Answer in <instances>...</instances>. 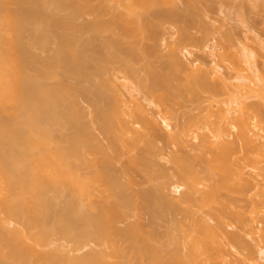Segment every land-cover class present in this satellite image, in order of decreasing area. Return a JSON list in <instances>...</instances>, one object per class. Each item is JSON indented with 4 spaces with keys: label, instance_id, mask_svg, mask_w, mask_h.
<instances>
[{
    "label": "bare ground",
    "instance_id": "1",
    "mask_svg": "<svg viewBox=\"0 0 264 264\" xmlns=\"http://www.w3.org/2000/svg\"><path fill=\"white\" fill-rule=\"evenodd\" d=\"M183 1L175 13V0H0L2 264H248L246 236L264 256V71L231 43L185 62L203 25L202 40L182 29L163 53L165 25L194 22L197 0ZM115 70L164 130L122 99ZM165 149L175 179L158 183L150 156Z\"/></svg>",
    "mask_w": 264,
    "mask_h": 264
},
{
    "label": "rangeland",
    "instance_id": "2",
    "mask_svg": "<svg viewBox=\"0 0 264 264\" xmlns=\"http://www.w3.org/2000/svg\"><path fill=\"white\" fill-rule=\"evenodd\" d=\"M194 3V7L191 5L193 13H191V15L194 19L193 23L180 24L178 21H174L165 25L164 30H162L164 37L161 36L162 38L159 41V44L162 45L161 48L163 50L161 49V51L163 53H166L167 43L174 42L177 39V33L182 29L186 30L192 39L202 40L203 36L200 27L203 25L208 30V36L204 40L205 46L202 50L198 51L196 48L189 47L188 51L192 53H188L187 51L180 53V56L185 62L188 63L189 61L195 59H198L199 62L200 60H206L208 62L213 55H216L222 51L220 48L222 43H231L236 48L244 49L246 53L253 55L255 54L253 58V67L256 68L255 70L264 71V0H197ZM172 7L168 8L166 6L167 10L169 11L172 9ZM173 8L174 9H172L171 12L174 10L179 12L180 10H184L186 5L183 0H175V6ZM86 19H88V17H85L83 20ZM209 52H212V55H210L211 57L208 56ZM124 75V72L115 70L113 73H111V75L108 74L105 77L114 82V84L118 85L117 89L120 91L122 99L131 101L133 104L140 105L141 108L145 109L147 115L155 119L159 126L164 130V124L161 120V116L156 113L158 110L157 106L150 104L149 100L145 99L146 96L144 94V90L138 87L135 80L126 81L124 80ZM183 94H185V92ZM81 105L86 110L89 109L88 103L85 101L81 102ZM131 105L132 104H130V107ZM181 105L182 106L175 105L174 107L176 113L179 116L183 114L185 108L191 107L190 102L187 100ZM179 116L178 119L176 118L174 120H170L169 123L173 124L175 121L178 122L180 120ZM92 125H94V123ZM172 127H174V124ZM92 128L95 129V125L92 126ZM174 131L175 128H173L170 133L173 134ZM61 132L63 131L59 130L56 132V134H61ZM93 133L98 139H100L99 142L101 144L106 145L105 139L102 138V135L98 130L95 129ZM158 146L161 147L162 144L158 143ZM175 149V147L172 148V150ZM187 150H189V148H187ZM169 152V149H165L162 151V153H154L150 156V160L156 164V166L153 167L157 169H163L164 176L157 179L156 182L158 183H164L168 178L175 179L173 176L171 177L174 172V164L170 160V156L168 155ZM87 158L91 159L93 156L89 155ZM164 192L169 194V196L174 200H177L179 196L178 193H173V188L170 186H166ZM93 193L94 197L98 196L97 191H94ZM107 201H112V199H108ZM182 206L183 208L188 207L186 205ZM235 206L241 212L245 213V215H249L250 208L247 200H241L238 203H235ZM190 208L192 211H195V218L204 217L205 214L203 211H205V208L203 210L197 209L194 206H190ZM260 215L264 216V213H261ZM134 219L135 217L128 218V220ZM208 222L211 225L214 224L212 220H208ZM259 225L264 226V223H260ZM227 230L236 231V228L227 227ZM244 240L247 245L253 246L257 251L254 254V257L248 260V264H255L256 260L259 262V264H264V256L260 255L259 246L256 244L257 242L255 243L253 238L250 236H246ZM225 248L233 252V255L231 254L229 257L231 260H236L239 257L246 258L247 256L246 251H238V253H236L235 250L228 246ZM0 264H2V261Z\"/></svg>",
    "mask_w": 264,
    "mask_h": 264
}]
</instances>
